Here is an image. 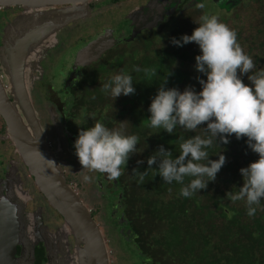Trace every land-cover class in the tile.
Here are the masks:
<instances>
[{
  "label": "trees",
  "instance_id": "1",
  "mask_svg": "<svg viewBox=\"0 0 264 264\" xmlns=\"http://www.w3.org/2000/svg\"><path fill=\"white\" fill-rule=\"evenodd\" d=\"M260 14L261 21L247 29L244 25H228L236 31L244 51L253 58L254 71L264 68V9ZM193 18L184 21L189 28L177 23L168 36H164L162 30L147 32L117 48L113 59L87 69L69 95L65 96L67 93L61 89L64 96L56 91V95L61 96L48 94L49 101L62 110L59 113L61 127L74 137L81 128L92 126L95 120L109 128L123 123L127 134L139 137L137 153L131 156L127 167H122L123 174L102 196L108 211L105 213L117 227L115 234L128 248H135L131 251L137 250L142 264H264V199L250 217L243 201L232 202L226 196L228 191H238L243 185L240 169L259 158L248 147L247 137L237 139L233 134L227 144L219 138L214 142L208 149L210 159H219V154H223L226 162L215 181H209L206 189L189 198L180 195V184L164 182L157 174L156 165L148 170L143 182L132 173L137 167L140 171L148 168L147 158L159 145L172 150L175 157L179 154L178 137L196 134L179 127L169 134L166 130L149 127L148 120L151 98L165 78L166 87H177L181 91L189 85L200 91L197 77L206 79L195 68L199 45L191 42L179 47L171 42L173 37L192 34L198 27L193 25ZM108 55L112 58L113 53ZM134 66L155 72H137ZM121 69L133 76L136 91L127 96L121 94L114 100L101 91V86ZM250 74L241 77L246 84H251ZM197 132L203 133L204 129L199 128ZM138 160L144 163L138 165ZM189 179L186 178L185 183ZM117 209L118 213L114 214ZM123 227L125 233L121 232ZM37 254L39 260L44 258L43 246L37 249Z\"/></svg>",
  "mask_w": 264,
  "mask_h": 264
},
{
  "label": "clouds",
  "instance_id": "2",
  "mask_svg": "<svg viewBox=\"0 0 264 264\" xmlns=\"http://www.w3.org/2000/svg\"><path fill=\"white\" fill-rule=\"evenodd\" d=\"M196 8L204 9L205 5L197 3ZM194 22L198 27L191 35L173 37L171 42L179 47L191 42L199 45L195 68L206 76V79L197 77L201 90L196 91L191 85L183 91L177 87L168 88L165 78L151 98L148 120L149 127L166 130L169 134L177 127L196 134L178 137L179 154L175 157L172 150L159 145L147 158L148 168L140 171L137 167L132 173L143 182L148 170L156 165L163 181L180 184V195L189 198L206 189L209 181H215L226 162L223 154H219V159H210L208 149L214 142L219 138L227 144L233 134L237 139L247 137L248 147L259 158L240 169L243 185L238 191H228L226 196L232 202L243 201L251 217L264 199V68L254 71L253 58L238 42L236 31L217 15L204 12ZM133 70L155 72L135 66ZM249 73L251 84H246L241 77ZM101 91L114 100L121 94H134L133 76L121 69L107 82H102ZM199 128L204 132H197ZM138 141L137 135L126 133L123 123L120 127L109 128L95 120L92 126L81 128L74 147L85 172L82 181H92V176L86 174L89 172L118 180L123 174L122 167H127L131 156L137 153ZM143 163V160L137 161L138 165ZM186 178H190L188 183H185Z\"/></svg>",
  "mask_w": 264,
  "mask_h": 264
},
{
  "label": "water",
  "instance_id": "3",
  "mask_svg": "<svg viewBox=\"0 0 264 264\" xmlns=\"http://www.w3.org/2000/svg\"><path fill=\"white\" fill-rule=\"evenodd\" d=\"M91 1L0 0V6L6 9L14 6L23 8V13L6 29L9 42L6 39L0 46V116L6 126L7 138L33 176L38 190L65 219L64 228L54 234L62 235L65 231L73 234L74 254L61 264H111L105 234L93 210L67 180L32 100L35 80L42 71L39 63L47 55L45 49L57 44L56 34L60 29L90 13ZM140 9L145 8L133 10L128 17L137 21ZM163 16L162 11L152 22L134 24L132 34L126 39L132 40L144 28H154ZM117 41L112 30L106 29L80 48L68 81L76 77L74 71L77 67L98 61ZM51 112L59 123L58 113L53 108ZM16 170L17 167L13 171L9 169L5 178L0 179V264H34L35 246L41 241L45 243L46 235L53 234H45L41 211L38 219L29 216L25 200L15 188L19 179L15 175ZM45 245L49 249L48 244ZM51 252L54 253L53 250ZM54 262L50 256L49 264Z\"/></svg>",
  "mask_w": 264,
  "mask_h": 264
},
{
  "label": "rangeland",
  "instance_id": "4",
  "mask_svg": "<svg viewBox=\"0 0 264 264\" xmlns=\"http://www.w3.org/2000/svg\"><path fill=\"white\" fill-rule=\"evenodd\" d=\"M139 1L141 2L142 0L104 1L100 5L101 10L99 11L101 13L99 11L97 13H94L93 11L91 14H88L89 16L87 15V18H81L72 22V24L63 27V31L62 33H60V35L63 33L64 35H62L63 37H61V41L58 42L59 44L57 43L52 46L53 49H50L52 47L47 48V50L45 49V51H47V56L41 60V63H39L42 71H39V78L36 79L38 84L36 85V87L34 86L35 89L33 88L32 90V100L34 106L37 110V113L41 117V122L46 129L48 139L53 146L54 152L60 162L61 168L64 170L67 180L73 184V186L79 192L81 198L93 210V212L96 213V220L105 234L110 253L111 264H142V258L138 255L137 250L131 251V249H135L133 246H129L128 248V245L125 242L122 243L121 238L118 237L119 235L117 234V236L115 234L117 227L111 222L110 219H108L105 213H108V211H106L104 207V198L102 194L107 192V186L111 185L112 180H109L106 174L89 172L86 174L92 176V181L90 183L82 181V175L85 174V172L84 170H82V165L80 164L79 159L75 154L74 147V142L78 136L74 137L72 134H69L68 130L66 131L65 128L62 129L61 118L59 115V113H62V110L56 109V106L53 103H50V97H48V94L52 97L61 95L64 96V93H61V88L65 87V82L69 77V69L72 68L70 67L71 62L75 59V50L76 52H78V50L82 47L81 45L84 44V42L82 43V41L79 40L83 37L88 40L89 37L102 32L105 27L112 26L113 24V26H115V24L118 23L120 19L127 17L130 12L137 9L135 7L139 5ZM263 3L264 0H244L242 6L240 8H236L233 12H228L222 8L213 7V5L204 9L196 8L192 12H190L186 18H178L177 21L173 20L165 26H162L159 31L162 30V34L164 36H168L170 29L176 26L177 23H183L187 28H189L190 25L185 24L184 21H189L194 17L192 22L193 25L196 24L194 22V19H198L199 16L202 15L204 11L201 12V10H206V12L209 14L217 15L219 19H225L221 21L231 27L236 25H244V28L247 29L250 27V25L257 24L261 21L262 17L260 13L261 9H264ZM8 9L10 8H7V10ZM17 17L18 16L15 17L13 13L6 16L5 11L3 10L2 12L0 10V44H2L6 39H8L9 42L8 34H5V32L6 29L14 21H16ZM2 25L3 29L1 30ZM129 29L130 27H128V32ZM3 31L5 35L3 34V36H1ZM35 70V74L37 75V69ZM56 91L61 93V95H56ZM52 108L55 112L58 113L57 116L59 123H57L54 119V114L51 112ZM3 122L4 121L0 116V133H2L1 125ZM4 130L5 124L3 123V140H9ZM7 143H9L8 149H3V158L4 160H6V165H10L8 166V170L12 169L13 171V169L15 170V167H17L15 175H17L19 179L15 184V188L19 190L21 199L25 200L27 212H32L36 215L41 211V214L43 216V209L41 207L36 209L37 211H29L35 206L36 202H39L40 205L41 203H43V206L47 209L48 207H50L58 215L56 218L54 217L53 213H50V215H46V217H48V219L50 220V223L54 219H57L54 225L50 224V226H48V229L46 227L45 233L53 234L46 235L45 242L48 244L50 251H54L55 255L51 252V258L53 259L63 253V250H56L60 248L61 245L55 242L56 235L54 233L61 232L60 230L64 228V224L66 223L65 219L53 207L50 206L46 198L38 190L37 186L35 185L33 176L30 175L27 167L24 165L21 157L18 155L11 141L9 140ZM3 147L4 143H0V152H2ZM8 170L6 169L5 173ZM18 174L20 175V177ZM102 180H105L106 183H101L103 182ZM98 183L100 187L98 186ZM32 193L36 194V198ZM29 205L32 208H29ZM117 213L118 209L114 214ZM62 221H64V224L58 226ZM121 222L123 221L121 220ZM121 232L125 233L124 227L121 228ZM65 233L68 232L65 231ZM73 249H75V246L73 247Z\"/></svg>",
  "mask_w": 264,
  "mask_h": 264
},
{
  "label": "flooded vegetation",
  "instance_id": "5",
  "mask_svg": "<svg viewBox=\"0 0 264 264\" xmlns=\"http://www.w3.org/2000/svg\"><path fill=\"white\" fill-rule=\"evenodd\" d=\"M104 1H107V0H92L91 3H90L91 4L90 14L93 11H94V13H97L99 10H101V6L100 5ZM243 2H244V0H160V2H158V3H156V2L152 3V0H142L139 3V5L137 7H135V8H145L144 10H142V9L139 10L141 12H139L137 17H136L138 19L137 21H133V18L131 19V18H129L126 15L127 17H125L123 19H120L121 21L119 20V22L116 23L115 26H113L114 25L113 24L112 25L113 27L112 26L105 27L102 32H100V33H98V34H96L94 36L89 37L88 40H86L85 37H83L82 39L79 40V41H82V43L84 42V44L81 45L83 47L88 42H90L91 40H94L95 38H97L98 36L103 34L106 31V29H110V30H112L113 35L115 36V38H117L118 41L116 42V44L114 46L108 48L99 57L98 61H94V62H92L89 65L77 67L76 70L74 71L76 73V77H73L69 81H68V78H67V80L65 82V87H62L61 89L64 92L67 93L66 96L69 95V91H72V88H74L76 86V84L79 82V79L81 78L83 73L85 71H87V69H89L90 67H93L94 65H96V64H98L100 62L105 61L106 59L107 60L113 59V56H115L114 54L116 53L115 50L117 48L120 49V48L124 47L125 44H127L129 42H134L135 40H137L139 38V36H141V35H143V34H145L147 32H157V31H159L161 29L162 26H165L166 24H168L169 22H171L173 20L177 21L178 18H180V19L181 18H186L190 12H192L194 9H196V4L197 3H203L205 5V8L213 5V7L222 8V9L228 11V12H233L236 8H240L242 6ZM263 5H264V3H263ZM61 7L62 6H58V8H61ZM9 8L10 9L7 10L3 6H0V10L2 12L4 10L6 16H8L11 13H13L15 15V17H16V16H19L18 14H22L23 13V8L22 7L14 6V7H9ZM162 8H164V9H162ZM162 11L164 13V16H163L162 19H158V25H156L152 29H148V28L142 29V31L139 32L132 40H127L126 39L127 37H129L132 34V31H133V29L135 27L134 24H137V23H140V22H142V24H143L146 21L147 22H152L153 20H155V19H157L159 17V15H160V13ZM88 16H86L84 18H87ZM124 23H125V25H124ZM70 24H72V23H70ZM70 24H68V25H70ZM127 26L130 27L129 32H128V27ZM2 29H3V25L1 26V30ZM62 31H63V29L58 31L57 34H56L58 42L61 41V37H63L62 35H64V33L60 35V33H62ZM3 34H4V31L1 34V36H3ZM2 44H0V46ZM50 49H53V47L50 48ZM109 52L113 53V55H111L112 58L108 57L109 56L108 55ZM76 54H77V52L75 50V57H76ZM74 60H72L70 67H72V64L74 63ZM42 63H43V61H42ZM71 69L72 68L69 69L68 76L71 74ZM37 74H38V72H37ZM37 84H38V82H37V80H35L34 86L36 87ZM3 123L1 125L2 133H0V143H2V144L4 143V147L2 148V152H0V179H2V180L5 178L6 173H7V172L5 173V170L6 169L8 170V166H10V165H6V160H4V158H3L4 157L3 156V149H8V144H9V143H7L9 140H3ZM4 131L6 133V126H5V130ZM19 177H20V175H19ZM102 181L103 182H101V183H103V184L106 183L105 180H102ZM113 181L114 180H112V183H113ZM112 183H111V185H112ZM111 185H108L107 187H110ZM32 194L35 195V198H36V194L35 193H32ZM28 207L32 208L30 205ZM39 207H41L43 209V223L48 229V226H50V224L54 225L55 222L57 221V219H54L50 223V220L48 219V217H46V215L47 214L50 215V213H53L55 218L58 215L50 207H48V209H47V208H45L43 206V203H41V205H40L39 202H36L35 206L32 209H30L29 211H31V210L34 211V210L38 209ZM29 216H31L33 219H38L39 215L38 214L35 215L34 213L31 212V213H29ZM62 224H64V221H62L58 226H61ZM51 228H54V227H51ZM72 235L73 234H71L69 232L68 233H62V235H56V240L55 241H57L56 243H59L61 245V247L56 249V250L57 251L63 250V253L61 255H58L55 258H53V261H55L54 264H61L60 262L65 261L66 260L65 258L68 259L70 255L74 254L73 247L75 246V241H74V237ZM73 241H74V245H73ZM65 245H66V248H65ZM40 246L44 247L45 255H44V258H41L39 260V255L37 254V249ZM17 255L19 257L21 256V246L18 247ZM50 256H51V251L45 245L44 241H41L39 244H37L35 246L34 264H49Z\"/></svg>",
  "mask_w": 264,
  "mask_h": 264
}]
</instances>
